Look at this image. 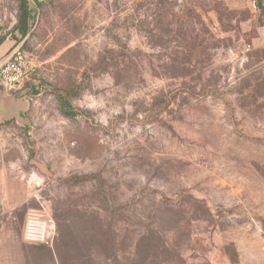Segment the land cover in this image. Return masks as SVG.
<instances>
[{
  "label": "rangeland",
  "instance_id": "obj_1",
  "mask_svg": "<svg viewBox=\"0 0 264 264\" xmlns=\"http://www.w3.org/2000/svg\"><path fill=\"white\" fill-rule=\"evenodd\" d=\"M27 6L24 36L0 0V69L24 71L3 107L26 109L0 156L36 197L0 206V264H264V0ZM32 214L52 247L24 240Z\"/></svg>",
  "mask_w": 264,
  "mask_h": 264
},
{
  "label": "crops",
  "instance_id": "obj_2",
  "mask_svg": "<svg viewBox=\"0 0 264 264\" xmlns=\"http://www.w3.org/2000/svg\"><path fill=\"white\" fill-rule=\"evenodd\" d=\"M3 92L4 89L0 87V138L2 128L4 130L6 127L13 126L14 123L20 124L26 111L23 104L18 109L4 108L5 95ZM15 153H17L16 149L10 153L9 157L0 156V206L10 216H14V211L27 206L36 197L33 192L35 174L21 173L16 168L21 158L16 159L12 156ZM25 221L20 224H25ZM4 224H15V222L7 217Z\"/></svg>",
  "mask_w": 264,
  "mask_h": 264
},
{
  "label": "built area",
  "instance_id": "obj_3",
  "mask_svg": "<svg viewBox=\"0 0 264 264\" xmlns=\"http://www.w3.org/2000/svg\"><path fill=\"white\" fill-rule=\"evenodd\" d=\"M23 56L18 53L9 58L0 69L1 83L7 89H14L23 78ZM51 219L46 216L32 214L26 218L24 226V240L28 243H44L53 246L55 228L50 224Z\"/></svg>",
  "mask_w": 264,
  "mask_h": 264
},
{
  "label": "trees",
  "instance_id": "obj_4",
  "mask_svg": "<svg viewBox=\"0 0 264 264\" xmlns=\"http://www.w3.org/2000/svg\"><path fill=\"white\" fill-rule=\"evenodd\" d=\"M21 11H22V14L20 18V25H21L20 31L25 36L29 32L28 16H27L28 14L27 0H22ZM159 248L160 247H158V249ZM164 261L165 260L163 258H160L158 255L157 256L151 255L150 257H147V260H144V261H134V259H132L131 264H163Z\"/></svg>",
  "mask_w": 264,
  "mask_h": 264
}]
</instances>
